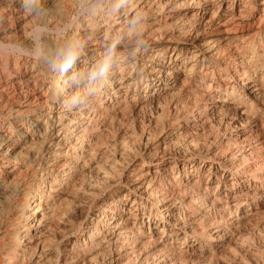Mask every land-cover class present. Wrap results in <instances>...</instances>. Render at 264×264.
<instances>
[{
	"label": "bare ground",
	"instance_id": "6f19581e",
	"mask_svg": "<svg viewBox=\"0 0 264 264\" xmlns=\"http://www.w3.org/2000/svg\"><path fill=\"white\" fill-rule=\"evenodd\" d=\"M257 237L264 0H0V264H264Z\"/></svg>",
	"mask_w": 264,
	"mask_h": 264
},
{
	"label": "clouds",
	"instance_id": "9594fccd",
	"mask_svg": "<svg viewBox=\"0 0 264 264\" xmlns=\"http://www.w3.org/2000/svg\"><path fill=\"white\" fill-rule=\"evenodd\" d=\"M74 62V55L72 53H69V55L65 58V64H64V70H68L71 67V64ZM108 68V63L105 61V63L100 67L99 72H94L92 74L93 78L102 75Z\"/></svg>",
	"mask_w": 264,
	"mask_h": 264
},
{
	"label": "rangeland",
	"instance_id": "374dc122",
	"mask_svg": "<svg viewBox=\"0 0 264 264\" xmlns=\"http://www.w3.org/2000/svg\"><path fill=\"white\" fill-rule=\"evenodd\" d=\"M122 124H125V125H126V126H125V125L121 126L122 128H124V127L128 128V126H129V125H127V123H125V122L122 123ZM122 124H121V125H122ZM119 127H120V126H119ZM119 127H118V128L116 127V129H113L112 135H110V138H111V139L114 138V136L116 135V132H115V131H117V129H119ZM126 128H125V129H126ZM120 129H121V128H120ZM114 133H115V134H114ZM111 136H112V137H111ZM257 238H258L260 241H258V240L256 239V241H255V245H256V246L254 245V248H255V250H257V249L260 250L262 247H264V245H262V244H264V241H263V240H264V237H261L262 239H260V237H257ZM259 242H260V243H259ZM257 243H258V244H257ZM259 245H260V246H259ZM257 246H258V247H257ZM261 246H262V247H261ZM252 247H253V246H252ZM259 247H260V248H259ZM254 248H253V249H254ZM263 249H264V248H263Z\"/></svg>",
	"mask_w": 264,
	"mask_h": 264
}]
</instances>
